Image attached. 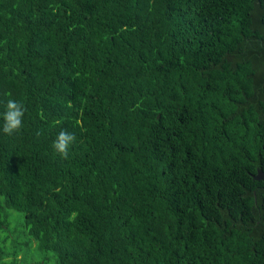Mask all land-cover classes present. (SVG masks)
I'll return each mask as SVG.
<instances>
[{
  "label": "trees",
  "instance_id": "16d2710c",
  "mask_svg": "<svg viewBox=\"0 0 264 264\" xmlns=\"http://www.w3.org/2000/svg\"><path fill=\"white\" fill-rule=\"evenodd\" d=\"M9 99L0 264H264V0H0Z\"/></svg>",
  "mask_w": 264,
  "mask_h": 264
},
{
  "label": "clouds",
  "instance_id": "9594fccd",
  "mask_svg": "<svg viewBox=\"0 0 264 264\" xmlns=\"http://www.w3.org/2000/svg\"><path fill=\"white\" fill-rule=\"evenodd\" d=\"M25 109L22 104L15 100L9 99L6 104V111L3 113V124L0 130L7 135L17 133L22 128L23 116ZM76 141V136L66 130H61L55 140L52 142V148L56 154L63 159H67L69 148Z\"/></svg>",
  "mask_w": 264,
  "mask_h": 264
},
{
  "label": "water",
  "instance_id": "95a60500",
  "mask_svg": "<svg viewBox=\"0 0 264 264\" xmlns=\"http://www.w3.org/2000/svg\"><path fill=\"white\" fill-rule=\"evenodd\" d=\"M253 177L256 179H263L264 180V171L257 169L256 173L253 175Z\"/></svg>",
  "mask_w": 264,
  "mask_h": 264
},
{
  "label": "rangeland",
  "instance_id": "374dc122",
  "mask_svg": "<svg viewBox=\"0 0 264 264\" xmlns=\"http://www.w3.org/2000/svg\"><path fill=\"white\" fill-rule=\"evenodd\" d=\"M9 223H10L11 227L15 226V222L14 221L11 220Z\"/></svg>",
  "mask_w": 264,
  "mask_h": 264
}]
</instances>
